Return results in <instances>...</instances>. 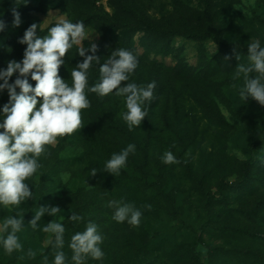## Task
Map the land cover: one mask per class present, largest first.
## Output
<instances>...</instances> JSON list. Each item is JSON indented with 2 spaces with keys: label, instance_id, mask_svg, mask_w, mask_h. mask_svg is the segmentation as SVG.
<instances>
[{
  "label": "rangeland",
  "instance_id": "obj_1",
  "mask_svg": "<svg viewBox=\"0 0 264 264\" xmlns=\"http://www.w3.org/2000/svg\"><path fill=\"white\" fill-rule=\"evenodd\" d=\"M95 1L104 13L131 19L112 0ZM47 2L48 11L35 15V23H41V32L37 30L41 35L61 18L79 21L77 15L65 13L66 6L80 14L87 10L82 2L75 7L66 0ZM121 2L134 10L140 21L158 28L173 22L196 32L205 30L211 20L217 40L194 41L184 36L161 39L137 32L130 40L111 43L106 29L98 24L86 27L90 38L82 44L86 48L90 43L97 45L95 55L101 64L113 50L124 48L139 61L126 83L156 81L154 92L161 96L157 107L148 111L151 132L148 133L146 118L138 129L129 131L121 117V112L126 111L124 98L109 94L105 99L109 96L113 101L105 109L116 110L122 129L110 134L112 141L95 145L86 153L76 145L77 138L71 141L77 130L70 136L58 137L54 145H46L49 155L41 156L42 167L25 181L34 192L33 200L20 206H0V220L25 212L26 228L17 233L24 250L8 255L0 248V264H42L44 256L51 264L54 250L46 244L49 234L42 231L51 219L65 226L63 251L69 262L71 236L83 231L91 220L103 235L101 248L105 255L100 261L89 258L87 264H194L190 249L196 238L200 239L196 250L201 264H264V149L258 154L260 165L249 170L247 179L241 180L239 169L248 158L250 144L261 140L256 124L264 118V106L251 98L242 100L238 89L243 80L234 79L237 64L247 63V45L254 39L264 45V0ZM208 8L216 13L215 17L206 19ZM78 47L74 45L65 54V64L58 73L69 85L72 68L83 61L77 55ZM73 58L78 60L73 62ZM8 61L11 58L0 57V68H5ZM93 69L94 66L89 75ZM3 97L4 92L0 93V99ZM81 116L82 125L88 124L90 129L100 125L94 118L85 120ZM127 136L133 139L136 151L116 175L122 179L121 186L114 188V181H118L106 177L109 173L103 169L116 152L111 149L112 153H108L110 149L104 150L103 146L110 147L113 142L123 149L130 143ZM144 141L148 146L142 151L140 144ZM166 151H172L180 163H163L161 157ZM93 167L97 168L96 174L88 175ZM220 196L221 203L213 201ZM111 200H123L139 208L140 225L116 222L114 209L109 207ZM148 204L150 210L144 207ZM42 205L58 206L63 217L45 215L39 229H27L28 221ZM72 212L83 220L69 221ZM28 249L36 252L35 258L26 255Z\"/></svg>",
  "mask_w": 264,
  "mask_h": 264
},
{
  "label": "clouds",
  "instance_id": "obj_2",
  "mask_svg": "<svg viewBox=\"0 0 264 264\" xmlns=\"http://www.w3.org/2000/svg\"><path fill=\"white\" fill-rule=\"evenodd\" d=\"M13 17V24L18 27L21 23L19 13L14 12ZM5 27V21L0 19V32ZM38 29L40 33L41 23L31 24L19 39L20 44L26 45L23 58L8 61L5 68H0V93L6 90L8 95L7 103L0 107V206H20L29 199L33 200L34 192L25 181L42 167L40 157L49 155L46 145L56 144L58 137L70 136L83 126L81 110L91 107L88 93H95L101 98L109 94L123 97L126 111L121 112V117L129 131L138 129L155 99L156 81L140 85L126 83L139 61L132 51L124 48L111 52L98 68V80L89 85V71L100 64V58L95 55L98 50L95 43H90L87 48L82 44L90 38L83 20L74 23L61 18L47 28L45 35L37 34ZM74 45L79 46L77 55L83 57V61L72 68V83L69 85L58 73L60 66L65 64V54ZM236 59H240L239 54ZM14 73L16 78L10 83ZM29 78L35 81L34 86ZM241 78L243 83L238 89L239 97L244 101L251 98L264 106V45L259 39L247 45V63L236 66L234 79ZM135 151V144L129 143L118 153H112L103 170L114 177L119 175L126 167L129 155ZM161 160L165 164L180 163L172 151H166ZM96 172L97 168L93 167L88 175L94 176ZM109 207L114 209L113 219L116 222L140 225L142 211L135 205L111 200ZM144 207L151 209L150 204ZM24 213L16 212L0 220V248L5 254L24 250L17 235L26 229ZM60 213L58 206H39L28 221L27 229L35 231L41 227L42 217L53 218L61 216ZM68 220L79 222L83 217L72 212ZM42 231L49 234L46 244L54 250L51 264H87L89 258L97 261L104 258L101 248L103 235L94 221H88L83 231L71 236L68 244L72 252L70 262L63 251L64 224L51 219L43 225ZM26 255L35 258L36 252L28 249ZM42 264H49L47 256L43 257Z\"/></svg>",
  "mask_w": 264,
  "mask_h": 264
},
{
  "label": "trees",
  "instance_id": "obj_3",
  "mask_svg": "<svg viewBox=\"0 0 264 264\" xmlns=\"http://www.w3.org/2000/svg\"><path fill=\"white\" fill-rule=\"evenodd\" d=\"M66 2H70L73 6L79 3H85L87 7V12L84 13H75L71 7L66 6L65 13L67 15L74 17L77 15L78 20H83L86 27H91L94 24H98L101 28L106 29L109 35H111V43L114 41L120 42L122 39L130 40L137 32H144L147 37L151 35H157L159 38H174L177 36H184L186 39L199 41L204 38L214 39L217 40L216 36L213 33V27L211 24V20L208 21V26H206L205 30L202 31H188L184 28V25L178 26L176 23H165L164 27L158 28L155 25H148L144 21H140L138 19L137 13L126 5L124 6L121 0H112V2L117 6H121L125 11H127L131 17V19H124L119 18L117 16L109 15L103 12V10L96 5L95 0H66ZM63 5V3H62ZM75 7V6H74ZM48 2L47 0H0V19L5 21L6 27L4 31L0 32V57H9L11 60L20 61L23 58V53L26 48V45L20 44L18 41L23 36L25 30L33 23H35V15L36 14H44L48 11ZM74 12L73 15H70V12ZM18 12L21 18L20 25L14 26L13 24V13ZM216 13L214 14L210 8L206 11V19L209 17H215ZM70 17V18H72ZM76 17V16H75ZM37 24V23H36ZM37 34L38 31H37ZM117 46V44H116ZM118 47V46H117ZM119 49V48H118ZM8 55V56H5ZM78 59L73 58V62H76ZM100 64L94 65V69L91 71V75H89V83L95 82L99 78V73L97 72ZM97 68V69H96ZM16 78V74H13V77L10 78V82H12ZM30 80V78H29ZM30 83L35 85V81H31ZM18 91V90H17ZM156 92H154L155 94ZM90 95V103L91 107L88 109H82L81 115L86 120L87 117L94 118L97 120V123L100 125L94 126L93 129L89 128L88 124H84L79 131L76 132V136L72 142L76 139V145H81L85 152L87 153L91 150L95 145H103L104 143H108L112 141L110 134L113 132H120V123L119 118H117L116 110L105 109V106L111 103V97H104L96 96L94 93H89ZM161 95H155V99L153 100L152 104L148 107V111L152 110L153 108L157 107L158 99ZM8 101L7 91H4V97L0 99V107H2ZM115 105V102L112 104ZM106 108H108L106 106ZM99 114V115H98ZM146 124L148 125V133L151 132V127L149 125L150 121L145 119ZM119 128V129H118ZM256 129L261 135L260 141H254L250 144L248 150V158L244 162H242L239 166L240 173H241V180L247 179L249 176V170L252 167L259 166L258 162V154L260 151L264 149V118H262L257 124ZM122 130V129H121ZM123 132V131H122ZM127 135V133H122ZM130 143H133V139L131 136H127ZM60 142H63V139H60ZM94 142V143H93ZM110 147H104V150L110 149L106 151L108 153H112L111 149L114 152H118L122 148L113 144H109ZM148 146V141H144L140 144V148L142 151L146 149ZM96 147V146H95ZM100 152V151H99ZM98 153V152H97ZM96 153V154H97ZM101 153V152H100ZM102 155V154H101ZM96 156V155H95ZM107 157V156H106ZM105 157V158H106ZM101 160V159H100ZM43 161V158L40 157V163ZM82 161V160H81ZM106 161V160H104ZM103 161V162H104ZM142 167L145 166L144 163H141ZM103 175H106L103 173ZM106 177L111 178L112 180H117L116 184H113L114 188H119L122 184V179L119 176H113L107 174ZM137 182V181H136ZM128 191V190H127ZM126 191V192H127ZM223 191V183L220 182L218 184V192L221 194ZM207 196H211L210 193H206ZM218 200H213L215 202L221 203L222 196ZM200 242L199 238L193 240L191 245L190 253L191 259L193 260L194 264H201L198 252L196 247Z\"/></svg>",
  "mask_w": 264,
  "mask_h": 264
}]
</instances>
